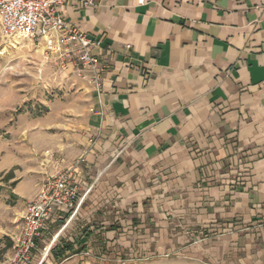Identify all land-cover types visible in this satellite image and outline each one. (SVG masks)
<instances>
[{"label": "crops", "instance_id": "obj_1", "mask_svg": "<svg viewBox=\"0 0 264 264\" xmlns=\"http://www.w3.org/2000/svg\"><path fill=\"white\" fill-rule=\"evenodd\" d=\"M61 12L100 43V80L90 72L77 127L13 192L26 203L64 169L90 188L65 227L69 214L55 212L50 248H77L61 238L70 225L82 246L98 237L142 255L264 264V0L72 1Z\"/></svg>", "mask_w": 264, "mask_h": 264}, {"label": "rangeland", "instance_id": "obj_2", "mask_svg": "<svg viewBox=\"0 0 264 264\" xmlns=\"http://www.w3.org/2000/svg\"><path fill=\"white\" fill-rule=\"evenodd\" d=\"M90 80V72L76 57L47 52L43 44L23 36L7 37L0 26V264H14L10 244L21 228L27 206L12 194L18 192L21 181L28 182L37 174L54 138L67 142L88 102ZM11 173L14 177L8 179ZM70 227L61 238L73 237L77 253L55 259L50 250L57 241L49 252L46 250L59 231L54 228L43 235L32 264H39L43 257L42 264H207L205 258L197 260L189 255H142L126 250L125 243L107 247L106 239L98 237L81 249L77 242L81 232Z\"/></svg>", "mask_w": 264, "mask_h": 264}, {"label": "built area", "instance_id": "obj_3", "mask_svg": "<svg viewBox=\"0 0 264 264\" xmlns=\"http://www.w3.org/2000/svg\"><path fill=\"white\" fill-rule=\"evenodd\" d=\"M72 1L84 6L94 4V0H0L1 30L7 37L23 36L43 44L47 52L76 57L98 82L99 58L90 48L100 43L67 21L61 12V7ZM138 3L142 5L145 0H138ZM89 191L90 188L81 193L80 187L72 181L69 169L49 176L36 196L27 202L21 228L12 238L13 263L32 264L38 250L37 241L48 231V223L55 212L60 210L69 214L65 227L75 217Z\"/></svg>", "mask_w": 264, "mask_h": 264}, {"label": "trees", "instance_id": "obj_4", "mask_svg": "<svg viewBox=\"0 0 264 264\" xmlns=\"http://www.w3.org/2000/svg\"><path fill=\"white\" fill-rule=\"evenodd\" d=\"M13 173L9 174L8 179L13 178ZM2 191V186H0V193ZM13 198H16L17 196L15 194H12ZM90 233L87 234V237H90ZM11 246H13V242L11 241ZM81 249H85V246H83ZM51 255L57 259V260H61L63 258L66 257V255L68 253H77V250H75L73 243H67V242H63L60 245H54L51 250H50Z\"/></svg>", "mask_w": 264, "mask_h": 264}, {"label": "bare ground", "instance_id": "obj_5", "mask_svg": "<svg viewBox=\"0 0 264 264\" xmlns=\"http://www.w3.org/2000/svg\"><path fill=\"white\" fill-rule=\"evenodd\" d=\"M49 248H50V246H48L47 251H48ZM47 251H46V252H47Z\"/></svg>", "mask_w": 264, "mask_h": 264}]
</instances>
